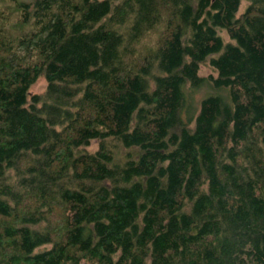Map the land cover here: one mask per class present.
<instances>
[{"label": "trees", "instance_id": "trees-1", "mask_svg": "<svg viewBox=\"0 0 264 264\" xmlns=\"http://www.w3.org/2000/svg\"><path fill=\"white\" fill-rule=\"evenodd\" d=\"M1 2L0 264H264V0Z\"/></svg>", "mask_w": 264, "mask_h": 264}, {"label": "rangeland", "instance_id": "rangeland-1", "mask_svg": "<svg viewBox=\"0 0 264 264\" xmlns=\"http://www.w3.org/2000/svg\"><path fill=\"white\" fill-rule=\"evenodd\" d=\"M6 2H9L10 0H5ZM25 1H32V0H25ZM245 3V1L243 2V4ZM243 6V5H242ZM0 8L6 9V10H11V18L17 14L15 13V10L12 8L11 5L8 4H3L2 2L0 3ZM5 10V11H6ZM213 71L212 67L207 64V63H203L200 66V73L203 74H207L209 72ZM46 85V80L43 76H40L31 86V90L35 91V92H42L45 88ZM210 90V91H209ZM216 89L215 88H209V87H201L200 89H198L196 92L194 91V97H195V101L199 100L201 98V96L206 95L208 92H215ZM96 146V140H93L91 142L90 148L93 149Z\"/></svg>", "mask_w": 264, "mask_h": 264}]
</instances>
